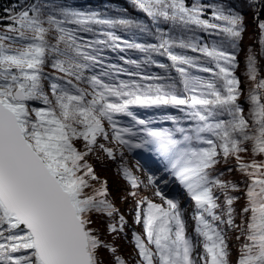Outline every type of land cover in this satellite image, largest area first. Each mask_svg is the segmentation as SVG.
Wrapping results in <instances>:
<instances>
[{
  "label": "snow or ice",
  "instance_id": "obj_1",
  "mask_svg": "<svg viewBox=\"0 0 264 264\" xmlns=\"http://www.w3.org/2000/svg\"><path fill=\"white\" fill-rule=\"evenodd\" d=\"M136 3L153 20L223 34L233 48L242 37V17L222 7L212 10L220 22L213 23L201 18L199 3ZM5 11L10 23L0 33V264H107L105 251L112 254L111 264H128L104 238L107 233L115 240L128 222L88 159L114 160L108 144L129 151L154 146L192 202L189 233L188 209L179 200L159 189L154 195L162 204L140 196L142 182L120 166L130 185L127 196L135 200L134 223L143 227V236L132 233L135 264H264V79H258L255 56L247 57V76L255 83L245 110L235 75L237 57L222 47L167 36L158 44L121 47L111 32L105 33L107 40H90L80 35L92 31L90 24L131 22L103 20L40 0L14 15ZM258 26L264 46V22ZM101 45L120 52L165 53L179 79L106 64ZM173 47L200 53L213 66L199 57L174 54ZM124 62L140 67L136 60ZM49 67L52 72L45 71ZM121 75L132 79H119ZM133 106L174 107L183 117L164 116L174 130L145 127L146 136L137 142L134 126H120L117 119L126 116L146 126ZM230 161L241 174L239 181L222 178L233 171L220 169ZM232 233L239 242L235 260Z\"/></svg>",
  "mask_w": 264,
  "mask_h": 264
},
{
  "label": "trees",
  "instance_id": "obj_2",
  "mask_svg": "<svg viewBox=\"0 0 264 264\" xmlns=\"http://www.w3.org/2000/svg\"><path fill=\"white\" fill-rule=\"evenodd\" d=\"M38 2V0H0V33L5 31L6 26L10 21L6 18L10 13L5 9H10L11 14H15L28 5ZM40 2L54 3L55 5L68 8L70 10L79 11L85 14L95 13L99 19L103 20H128L131 23L129 25H121L115 23L112 26L103 24H90L92 28L91 32L80 33L87 39L95 40H107L105 33L111 32L115 36L119 37L117 41L121 47H124L126 43H140L145 46L158 44L161 36L171 37L173 39H186L191 40L194 43H198L200 46H218L224 50L233 52L237 57V67L235 69V75L241 81L242 95L240 100L246 101L247 94L251 88L254 87L253 81L248 79L247 76V57L249 54L255 56L256 67L258 73V79H264V46L260 44L261 30L259 29V23L264 22V0H186V4L191 6L193 3H199L203 6L202 19L209 20L213 23H220L212 18V10L217 7H222L226 12H232L239 14L243 19V32L242 37L236 42L235 48L232 47V42L223 34H217L216 32H206L203 29L196 26H182L172 21H165L162 18L153 20L145 12H143L136 3V0H40ZM255 6H250L252 3ZM47 27V25H45ZM68 27H75L74 25H67ZM51 41V38H50ZM54 42V41H52ZM5 43H8L6 41ZM102 48V55L106 64H115L122 66L130 71L139 72L147 75H159L163 77H169L175 80L179 79L178 73L171 67V61L167 58V54L162 52L142 53L138 49H128L120 52L118 49L113 51L107 46H98ZM174 54L189 55L193 57H199L200 62L206 66H213L208 58L203 57L200 53H193L189 49H180L173 47L171 49ZM124 57V59H121ZM136 60L140 67L136 68L135 65L126 64L124 60ZM146 60H152L157 63H163L165 68H159L156 63H147ZM46 72H52V69L46 68ZM193 74L201 75L204 78H211L209 73H199L195 69H191ZM119 79L129 80L132 77L127 75L119 76ZM139 80V77H135ZM142 83H151V81H142ZM47 90V89H46ZM245 110H247V103L244 104ZM131 111L138 119H144L147 124L139 125L138 128H151L156 130L169 129L174 130L175 125L163 117L166 115H174L177 117H183L178 109L174 107H139L133 106ZM120 122V126H137L130 117L119 116L117 118ZM183 123V120H182ZM107 126V125H106ZM110 131V130H109ZM108 144V142H105ZM114 148L115 159H108L101 156L97 159L95 156H89V163L92 164L95 173L98 171L107 172L111 177L118 178L120 181H124L123 184L130 189V185L122 178L119 172L120 166L124 165L129 168V164L132 161H137L136 158L131 157L125 149H118L116 145L108 144ZM122 153V155H121ZM248 159V156H245ZM257 159H260L257 157ZM235 161H230L227 165L221 164L220 169L223 171L227 167L233 168L232 172H225L224 179H232L239 181L241 174L235 171ZM98 175V174H97ZM96 186V184L94 185ZM140 196L144 197L141 192ZM146 198V197H145ZM242 201L236 205L237 209L241 206ZM146 207V205H145ZM131 219L135 216V206L133 205L129 209ZM237 223H239V217H237ZM138 231L133 229H127V233L122 234L126 240L120 245L118 244V237L113 240L111 235L105 233L106 240L109 243H113L117 248L116 255L121 256L128 264H135L136 252L134 249V242L132 240V233L135 232L143 236L142 224H137ZM127 234V235H126ZM229 243L232 247V259L235 260L237 249L239 248V242L235 240V234H230ZM123 245V246H122ZM104 260L107 264H111L112 254L107 251L104 252Z\"/></svg>",
  "mask_w": 264,
  "mask_h": 264
},
{
  "label": "rangeland",
  "instance_id": "obj_3",
  "mask_svg": "<svg viewBox=\"0 0 264 264\" xmlns=\"http://www.w3.org/2000/svg\"><path fill=\"white\" fill-rule=\"evenodd\" d=\"M138 126L139 125L134 126L137 136L132 138L137 142L141 137L146 136V133H144L141 128H138ZM122 149H125L131 157H134L137 160L132 161L129 164V169L132 171L133 175H135L142 182L140 186L141 194L146 197L147 200L162 204L163 202L160 200V198L154 195V192L159 189L167 198L179 200L182 207L188 209V212L186 213L188 232L192 233L194 227V222L191 219L192 202L187 196L186 190L171 173L170 165L168 164L167 160H165L164 157L156 150V148L151 145L138 149L134 148L131 151H129L127 148ZM143 156L147 158L150 164L153 163L154 166L151 167V165V168H149L148 165L145 163L143 164L140 159H138ZM97 174L101 181L107 182L109 199L120 210V213L125 216V219L128 222L125 232L127 233V229L129 228L133 229L134 231H138L139 227L136 223H134V219H131L129 214V209H131L133 205L135 206V200L132 197L127 196V192L130 189L124 186V181H120L118 178L111 177L106 171H98ZM149 177L153 178V184L151 185H148ZM145 185H147V187H145ZM96 186L98 187V184H96ZM126 196L127 199H122V197ZM117 239L119 241V245L123 243L124 240L127 241V239H125L122 234Z\"/></svg>",
  "mask_w": 264,
  "mask_h": 264
}]
</instances>
